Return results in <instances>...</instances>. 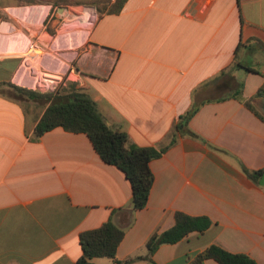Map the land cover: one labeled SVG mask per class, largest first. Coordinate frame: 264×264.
<instances>
[{
  "label": "crops",
  "instance_id": "1",
  "mask_svg": "<svg viewBox=\"0 0 264 264\" xmlns=\"http://www.w3.org/2000/svg\"><path fill=\"white\" fill-rule=\"evenodd\" d=\"M74 1L0 0V264H77L80 234L110 220L127 229L118 260L153 264L146 243L171 229L177 212L213 224L161 246L155 264H192L213 244L264 264V186L241 169H264V121L243 103L201 106L189 122L195 136L179 135L151 162L148 205L129 227L125 174L103 162L85 134L56 128L36 137L50 103L6 84L34 89L25 74L33 57L42 72L63 77L61 86L84 89L135 145L160 149L181 116L201 103L196 92L239 61L260 72L233 76L264 118V96H257L264 86V0H128L117 15L102 11L84 39L66 42L69 16L85 10Z\"/></svg>",
  "mask_w": 264,
  "mask_h": 264
},
{
  "label": "trees",
  "instance_id": "2",
  "mask_svg": "<svg viewBox=\"0 0 264 264\" xmlns=\"http://www.w3.org/2000/svg\"><path fill=\"white\" fill-rule=\"evenodd\" d=\"M103 1L102 11L117 15L124 8L128 0H83L80 2L99 5ZM242 46L240 44L239 48ZM239 70L246 73L260 74L252 66L239 61L224 70L219 78L212 84H206L196 92V96L202 98L201 103H196L186 114L181 116L175 128V134L171 143L163 148L139 147L135 145L128 134L111 127L101 115L97 103L76 83H69L66 87H59L55 93H40L26 88L17 87L6 83L19 94L32 100L48 101L50 105L46 109L41 121L35 129L36 137H42L49 131L62 128L67 132L85 134L100 156L108 165L121 170L132 188L131 215L128 217V226H132L135 214L145 209L148 205L151 190L154 183V174L151 170V162L161 158L177 142V137L183 134H193L189 130V122L200 110L201 106L208 102H222L235 99L264 121V118L256 110L253 101L244 97V82L235 80L233 74ZM232 79L231 83L228 80ZM257 96H264V86L258 91ZM242 172L256 185H260V179L264 169L251 170L244 164ZM175 225L162 233L156 232L148 239L146 248L148 260L155 264L153 256L163 245L177 244L192 233L204 234L212 226V221L207 216L193 217L182 212L176 213ZM126 228L117 226L112 220L103 225L83 231L80 234L82 256L77 264H95L96 258H108L114 264H132L137 258L119 261L117 250L123 241ZM206 260H214L218 264H258L247 254L231 253L220 245L213 244L198 254L192 264H203Z\"/></svg>",
  "mask_w": 264,
  "mask_h": 264
},
{
  "label": "rangeland",
  "instance_id": "3",
  "mask_svg": "<svg viewBox=\"0 0 264 264\" xmlns=\"http://www.w3.org/2000/svg\"><path fill=\"white\" fill-rule=\"evenodd\" d=\"M80 1H83V0L74 1L73 4L74 5H84L85 10L83 11L79 10L77 14L76 13L74 14V16L72 17L69 16L68 21H67L69 25L66 27L65 33H62L64 35L63 36L64 39L66 38V42H77V41H81V39H84L87 35V32L92 28V26L98 19L99 14L102 12L104 5L107 4L106 1H103L99 5L86 4ZM2 39L3 38L0 37V44L2 42ZM32 45H36V43H31L29 45V49L31 50L36 49L35 53L39 54L40 52L37 51L38 50L37 48L34 47V49H32L31 47ZM32 58L31 60H29L31 65L27 66V68L25 69L26 77H28L29 79L34 78V81L36 84H34L35 88L31 89L32 91L45 93L42 90H40V88L38 87V81L40 79V76L42 77L46 73L42 72L38 68V66L36 65L37 60L35 58L33 59ZM47 74L52 75L51 73H47Z\"/></svg>",
  "mask_w": 264,
  "mask_h": 264
},
{
  "label": "built area",
  "instance_id": "4",
  "mask_svg": "<svg viewBox=\"0 0 264 264\" xmlns=\"http://www.w3.org/2000/svg\"><path fill=\"white\" fill-rule=\"evenodd\" d=\"M32 49L37 48L36 45L31 46ZM63 84V77L59 75L44 74L38 81V87L45 93H55Z\"/></svg>",
  "mask_w": 264,
  "mask_h": 264
},
{
  "label": "water",
  "instance_id": "5",
  "mask_svg": "<svg viewBox=\"0 0 264 264\" xmlns=\"http://www.w3.org/2000/svg\"><path fill=\"white\" fill-rule=\"evenodd\" d=\"M65 11H66V8H64V7L58 8V12L65 13ZM260 185L264 186V172H263L262 177L260 179Z\"/></svg>",
  "mask_w": 264,
  "mask_h": 264
}]
</instances>
